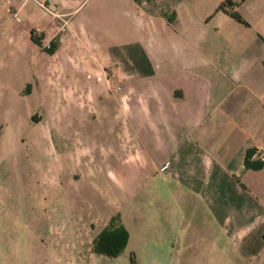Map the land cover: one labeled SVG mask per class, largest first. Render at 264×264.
Masks as SVG:
<instances>
[{"label": "crops", "instance_id": "crops-1", "mask_svg": "<svg viewBox=\"0 0 264 264\" xmlns=\"http://www.w3.org/2000/svg\"><path fill=\"white\" fill-rule=\"evenodd\" d=\"M124 2L138 24L154 28L148 37L110 34L103 18H88L95 33L80 19L88 40L79 60L73 56L84 43L74 42L79 34L70 19L63 30L55 14L32 24L35 5L20 2L29 19L24 33L39 28L45 41L56 40L54 56L70 57L93 77L84 82L85 95L65 88L56 101L89 103L87 113L101 103L116 122L108 132H117L119 149L102 158L115 161L120 173H109L123 188L131 180L125 168H133L135 237L155 245L197 240L202 263L264 264V165L244 163L248 148H255L256 163L264 153V0H221L224 6L217 5L209 27L181 16L180 1L167 0L162 11L145 0ZM146 186L149 209L143 210L138 199ZM102 221L95 233L90 228L91 243L111 225L107 217ZM128 223L120 213L112 224L126 229V242L132 236ZM24 235L31 236L0 224V264L22 261Z\"/></svg>", "mask_w": 264, "mask_h": 264}, {"label": "rangeland", "instance_id": "rangeland-1", "mask_svg": "<svg viewBox=\"0 0 264 264\" xmlns=\"http://www.w3.org/2000/svg\"><path fill=\"white\" fill-rule=\"evenodd\" d=\"M21 1L35 5L29 17L32 24L41 25L54 13L62 22L71 20L79 34L74 42L84 43L73 60L81 59V53L86 56L88 39L78 27L80 19L95 33L98 30L88 18H103L110 34L148 37L154 29L149 23L138 24L124 0H51L48 6L53 13L36 0H0V224L15 228L17 236L31 234L24 235L28 241L23 240L18 264H209L198 261L201 247L193 240L196 237L190 245L182 240L155 245L134 236L131 196L137 182L133 168H125L131 178L125 189L109 173V169L119 172L115 161L102 158L107 151L119 149L117 132H108L116 122L106 117L101 103L94 102V113H87L89 103L82 107L69 98L56 101L65 88L85 95L84 82L92 76L70 57L54 56L56 46L52 52L45 48L43 34L36 33L35 38L31 31L24 33L29 19L27 8H18ZM168 1H180L181 16L209 27L221 0ZM144 4L158 11L169 7L167 0H145ZM148 190L146 186L138 199L143 210L149 209ZM120 213L131 227L130 240L115 255L95 251L90 228L95 233L104 217L114 225ZM157 217L165 223L164 216ZM190 220L196 223V216L190 215Z\"/></svg>", "mask_w": 264, "mask_h": 264}, {"label": "trees", "instance_id": "trees-1", "mask_svg": "<svg viewBox=\"0 0 264 264\" xmlns=\"http://www.w3.org/2000/svg\"><path fill=\"white\" fill-rule=\"evenodd\" d=\"M224 6V2H221L218 5V8H222ZM229 13L241 19V16L236 11H229ZM32 37L36 38V34L34 33V28L31 29ZM57 45L56 40L51 39L49 41V46H45L49 51H53L54 47ZM255 151V148H248L245 153V166H263L264 160L257 159V161H251L252 155ZM127 240V231L122 225L113 226L112 224L104 227L100 230V232L94 238V250L97 252L106 253L109 255H115L119 252L120 249L123 248Z\"/></svg>", "mask_w": 264, "mask_h": 264}, {"label": "built area", "instance_id": "built-area-1", "mask_svg": "<svg viewBox=\"0 0 264 264\" xmlns=\"http://www.w3.org/2000/svg\"><path fill=\"white\" fill-rule=\"evenodd\" d=\"M37 1V3H39V5H41L42 7H43V9L45 10V11H49V12H51V13H53V11H52V9L48 6V3L51 1V0H36ZM55 14V13H54ZM13 15L15 16V17H17V15H16V11H14L13 12ZM58 15V14H57ZM18 18V17H17ZM63 22H65V21H63ZM62 22V25H61V29H64L65 28V23H63ZM34 33L36 34H40V29L39 28H37V27H35L34 28ZM50 41V40H49ZM49 41H47L46 43H45V46H49ZM252 157H256V152H254L253 153V155H252ZM259 158L261 159V160H264V153H262L261 155H259Z\"/></svg>", "mask_w": 264, "mask_h": 264}]
</instances>
